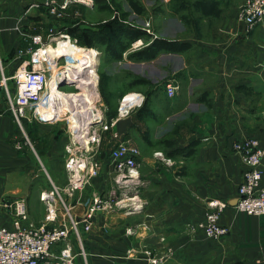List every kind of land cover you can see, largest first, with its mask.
<instances>
[{
    "label": "crops",
    "instance_id": "crops-1",
    "mask_svg": "<svg viewBox=\"0 0 264 264\" xmlns=\"http://www.w3.org/2000/svg\"><path fill=\"white\" fill-rule=\"evenodd\" d=\"M168 1L171 16L160 36L190 46L161 54L158 71L179 84L173 112L190 120H182L180 135L167 138L160 153L142 148L140 176L125 191L104 146L112 131L127 129L120 118L102 132V151L92 152L98 175L69 191V122L25 120L21 126L9 105L17 93L13 74L29 59L30 36L55 0H0V228L12 227L13 211L4 204L19 197L36 225L46 223L42 194L56 187L59 220L83 218L96 197L110 206L96 212L90 230L80 225L79 237L72 236L75 251L82 246L91 264H264V215L234 207L246 166L233 148L247 137L264 148V20L246 29L240 18L245 0ZM189 14L201 22L188 31L180 17ZM261 168L264 185V158ZM213 198L229 202L220 217L229 233L218 239L197 227Z\"/></svg>",
    "mask_w": 264,
    "mask_h": 264
},
{
    "label": "built area",
    "instance_id": "built-area-1",
    "mask_svg": "<svg viewBox=\"0 0 264 264\" xmlns=\"http://www.w3.org/2000/svg\"><path fill=\"white\" fill-rule=\"evenodd\" d=\"M67 3L65 2L63 7ZM240 18L244 21L246 29L252 30L264 20V0H245L240 9ZM40 40L41 36L35 37V42ZM41 51L42 49L38 48L31 51L30 59L14 76L17 93L9 97V105L21 126L23 119L38 122L52 121L54 117L50 118L48 112L53 108H58V105L54 103L50 85L53 75L49 73L45 62L47 58ZM97 83L98 77L86 84L92 98L97 94ZM75 85L79 92L83 90L79 84ZM58 86L61 87L59 82ZM164 87L171 97L180 88L173 79L167 81ZM133 94L129 100H126L128 94L124 96L119 109L121 115L128 114L130 109L139 104V94ZM99 111L97 110V114L92 113L94 119L89 124L79 118V123L72 127L71 120H69V125L74 132L71 139L72 148L68 146L69 157L66 162L67 169L72 172L69 191L82 187L87 179L98 173L99 163L94 160L92 151L95 150V146L99 145L102 132L111 131L117 122L116 119L111 121L104 119L103 113ZM119 136L118 132H113L115 139ZM233 148L242 156L246 166L234 207L249 215H264V185H262L261 168L264 148L255 137L237 141ZM78 152H81L80 158ZM110 155L115 167L116 182L127 188L134 179L140 176V148L126 140H120L112 148ZM58 193L59 190L55 187L54 190L42 194V199L47 203L48 212L46 223L40 226L30 218L25 198L19 197L5 202L4 205L13 211V223L12 227L0 228V264H77V253L72 236L79 237L80 225H83L85 230H90L96 212L110 208V206L101 198L96 197L83 218H75L70 214L59 220L55 207ZM228 206L229 202L226 200L210 199L205 217L197 223V227L209 238H220L227 235L229 228L220 222V217ZM51 222L54 223L50 225ZM57 246L59 249L56 250ZM156 261L152 260V262Z\"/></svg>",
    "mask_w": 264,
    "mask_h": 264
},
{
    "label": "rangeland",
    "instance_id": "rangeland-1",
    "mask_svg": "<svg viewBox=\"0 0 264 264\" xmlns=\"http://www.w3.org/2000/svg\"><path fill=\"white\" fill-rule=\"evenodd\" d=\"M135 1L143 7V13L138 14L135 12L130 5V0H107L105 2L106 8L96 5L94 0H55V3L48 5L49 10L45 13L46 16L43 19L40 18L38 31L30 36L32 43L29 49L30 56L31 51L36 48L46 50L50 47L53 54L57 49L61 52L67 49V51H69V49L73 47L66 55L46 57V66L51 75H54L55 70L61 75L62 72L68 68L69 74L63 75L68 78L65 80L64 77H61L62 79L60 78V81H62H59V84H61V90L70 92L66 94H71L70 96L73 98L69 99L68 106L70 108L66 106V108L61 109L60 113H58L52 121L66 122L68 124L69 120H71L72 124L69 110L73 107L77 108V110L74 109V111H78L79 114H81V118L82 116L85 117V123L94 119L92 118V113L97 114V110L103 113V117L106 120L107 118H111V120L116 119L119 121L120 118L125 117L124 121L128 124V130H123L124 134L118 132L120 136L117 139L113 137L114 131L111 132L112 141L104 145L107 147L105 151H108V154L111 153L112 148L117 144V141L120 140H126L130 142V144L139 147L141 153L142 148H144L143 151L154 149L157 151L156 153H160V149L165 146L164 142H166L167 138L173 135H180L178 129L182 120H190L188 117L184 118L182 112H173L178 106L173 96L172 99L171 96L166 97L163 95V93L166 92L164 85L167 81L172 79V77L169 76L164 78L162 77L164 72L158 71V57L160 55L148 61L137 60L130 57L132 53L145 47L149 39L144 37L134 42H129V38L126 35H121L124 44L129 43L128 49L123 52L121 58H116L111 55L106 45H100L97 41L98 36L106 33L108 34V32H110L109 39H112L111 35L113 33L116 34V32H112L110 26H114L117 31L120 28L124 30L139 29L148 32L151 36L162 35L160 30L162 22L168 15L171 16L166 9H171L169 4L173 2H169L168 0ZM65 2L68 3L63 7ZM180 18H182L187 25L188 31L195 26L194 24L198 20L196 16L191 14L181 16ZM198 22H201V20H198ZM203 33L206 34V31H203ZM36 36H41L39 42H35ZM90 53L95 54L93 68L91 70L94 71L96 75L98 74L97 94L95 93L96 96H94V98L89 94V89L86 85L82 88L83 90L79 92L75 85L76 83L64 82L69 80V77L79 72V67L77 68L75 65L78 63L79 59H83L84 56ZM26 61L27 60L16 69L13 74L14 81L16 72ZM74 70H77V72ZM73 72L76 73L72 74ZM53 90H55L54 92L57 94V91L60 89L53 87ZM77 92L84 93L79 95ZM133 93L139 94V104L130 109L128 114L121 115L119 109L124 96L128 94L126 100H129L134 95ZM57 96L56 103L58 108L56 109H60L59 106L65 105V101H63L59 95ZM79 99L82 100V108L80 106L78 107ZM85 101H88L89 104L85 103ZM83 108L85 110H83ZM77 116L80 117V115ZM25 120L27 119L22 120V124H25ZM74 120H76L75 117ZM116 124L117 122L115 125ZM26 134H28V132ZM70 136L71 139L74 136V132L71 128ZM28 137L30 138L29 134L26 135L27 139H29ZM68 146L72 148L71 140ZM95 147V150L92 152L98 150L99 152L102 151L103 135L99 145ZM80 154L81 152H78L79 158ZM95 161L99 163L98 160ZM112 164L114 166L113 161ZM100 169L101 166L99 163L98 173ZM127 190H129V188H125V191ZM124 197H126V195ZM76 253L77 264H91L90 257L82 246H80V249Z\"/></svg>",
    "mask_w": 264,
    "mask_h": 264
},
{
    "label": "trees",
    "instance_id": "trees-1",
    "mask_svg": "<svg viewBox=\"0 0 264 264\" xmlns=\"http://www.w3.org/2000/svg\"><path fill=\"white\" fill-rule=\"evenodd\" d=\"M107 0H94L96 5H100L103 8H106L105 2ZM130 5L135 12L138 14L143 13V7L138 4L135 0H130ZM112 32H116V34H112L111 38L109 39L110 32L108 34H102L98 36L97 41L100 45H106L107 50L111 55L116 58H121L123 52L128 49V44H124L121 35H126L129 38V42H134L139 38H147L149 39L147 45L130 55L131 58H135L137 60H153L157 58V56L161 55L162 53H178L187 50L190 46L188 42H182L177 39H167L161 36H151L148 32H144L143 30L133 29V30H124V29H117L114 26H110ZM109 29V28H108ZM193 143L191 146L195 145ZM178 151L182 150H175L172 153H177ZM194 150L189 151L192 153Z\"/></svg>",
    "mask_w": 264,
    "mask_h": 264
},
{
    "label": "bare ground",
    "instance_id": "bare-ground-1",
    "mask_svg": "<svg viewBox=\"0 0 264 264\" xmlns=\"http://www.w3.org/2000/svg\"><path fill=\"white\" fill-rule=\"evenodd\" d=\"M73 48V47H72ZM72 48H70L69 49V51H67V50H64V51H61V52H59V50L57 49L56 50V52H54V53H56V54H52V50L50 49V47H48L46 50H42L41 52H42V54L45 56V57H47V56H55V55H66V54H68L70 51H71V49ZM77 51V50H76ZM52 58V57H51ZM49 59V58H48ZM94 60H95V54L94 53H90L89 55H87V56H84L83 57V59H79L78 60V63L75 65V67L77 66V68L79 67V72H77V70H74V71H76V72H73L72 74H75V75H73V76H71V77H69L70 79L69 80H67V81H64L65 83H67V82H76L77 84H79V87L80 88H84V86L86 85V84H88V83H90L91 82V80L93 81V80H96L97 79V77H98V74L96 75L95 74V72L94 71H92L91 69L93 68V63H94ZM92 66V67H91ZM67 70H65L64 72H62V74L61 75H59L57 72H56V70H55V72H54V75H53V77H52V79H51V81H50V85H51V90H52V96H53V100L55 101L54 103L55 104H57L56 103V97H58L57 95H59V97H61L62 99H63V101H65L64 103H65V105H61V106H59L60 107V109H56V108H53V110H50L49 112H48V114H49V116H50V118H53V117H55V116H57V114L58 113H60V110L61 109H63V108H66V106H68V104H69V99H71L72 97L70 96L71 94H66L65 92H63L62 90H58L57 91V94L54 92L55 90H53V87H56L57 89H60L59 88V86H58V82L60 81V78L61 77H64L65 78V80H66V78H68L67 76H63V75H65V74H69L68 73V68H66ZM97 73V72H96ZM62 79V78H61ZM64 80V79H63ZM56 81V82H55ZM62 81V80H61ZM60 81V82H61ZM55 82V83H54ZM54 84V85H53ZM85 92V91H84ZM84 92H81V93H84ZM81 93H77V94H79V95H81ZM88 94V93H87ZM73 99V98H72ZM75 99V98H74ZM80 100V99H79ZM81 101L82 100H80L79 101V105H78V107L80 106L81 108L83 107V106H81ZM85 103H87V104H89V102L88 101H85ZM58 104H60V103H58ZM65 106V107H64ZM75 106V105H74ZM69 107V106H68ZM70 108V107H69ZM81 108H79V109H81ZM72 109H73V111H72ZM72 109H70L69 110V113H71V115H70V119H72V127L73 126H76L78 123H79V118H80V120H81V114H79V112L78 111H74V109L75 110H77V108H75V107H73ZM82 110V109H81ZM83 110H85L84 108H83ZM93 112V111H92ZM96 114V113H95ZM77 115H80V117H78ZM74 117L76 118V120H74ZM82 118H83V121L85 120V117H83L82 116ZM93 121V119L91 120V121H89V122H87L88 124L90 123V122H92ZM85 122V121H84ZM76 124V125H75ZM87 124V125H88Z\"/></svg>",
    "mask_w": 264,
    "mask_h": 264
},
{
    "label": "water",
    "instance_id": "water-1",
    "mask_svg": "<svg viewBox=\"0 0 264 264\" xmlns=\"http://www.w3.org/2000/svg\"><path fill=\"white\" fill-rule=\"evenodd\" d=\"M59 85H61V84H59Z\"/></svg>",
    "mask_w": 264,
    "mask_h": 264
}]
</instances>
